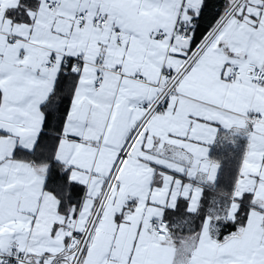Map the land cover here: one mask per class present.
Returning <instances> with one entry per match:
<instances>
[{
	"label": "snow or ice",
	"instance_id": "obj_1",
	"mask_svg": "<svg viewBox=\"0 0 264 264\" xmlns=\"http://www.w3.org/2000/svg\"><path fill=\"white\" fill-rule=\"evenodd\" d=\"M0 264H264V0H0Z\"/></svg>",
	"mask_w": 264,
	"mask_h": 264
},
{
	"label": "trees",
	"instance_id": "obj_2",
	"mask_svg": "<svg viewBox=\"0 0 264 264\" xmlns=\"http://www.w3.org/2000/svg\"><path fill=\"white\" fill-rule=\"evenodd\" d=\"M213 155H217V153H216V151H215V149H213V153H212Z\"/></svg>",
	"mask_w": 264,
	"mask_h": 264
}]
</instances>
